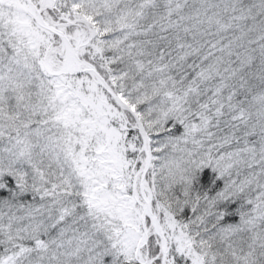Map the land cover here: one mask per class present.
<instances>
[{"label":"trees","instance_id":"trees-1","mask_svg":"<svg viewBox=\"0 0 264 264\" xmlns=\"http://www.w3.org/2000/svg\"><path fill=\"white\" fill-rule=\"evenodd\" d=\"M32 1L46 23L68 37L95 32L92 44L81 48L80 57L138 114L149 137L191 148L205 160L193 169L188 194L184 180L163 190L168 191L170 201L176 196L184 198L182 206L175 205L167 213L173 234L167 237L163 232L168 241L175 237L184 247L173 254L176 256L171 255L172 248L168 250L170 262L209 264L208 256L201 257L195 250L204 242L197 225L211 235L226 222L237 224L246 218L247 209L237 191L224 200L220 193L234 186L248 188L252 179L258 180V190L264 189V0H128L122 3L120 15L124 17L116 23L119 28L109 22L112 17L77 5V0H55L51 5ZM0 4L24 16V21L11 23L0 18V89H4L1 82L8 80H2L4 74L17 83L25 84L27 79L19 89L22 104L0 111V264H24L28 258L53 262L50 251L56 244L63 245V240L50 238L65 228L74 227V235L75 229L86 226L93 235L83 238L93 243L87 244V254L73 256L75 264L78 256L87 255L91 256L88 264H141L121 254L135 246L131 231L135 220L141 219L132 185L123 173L126 163L131 167L139 157L142 146L134 118L90 75L47 72L42 59L60 38L39 26L26 11L24 0H0ZM26 46L30 60L21 59ZM14 60L19 61L17 65L12 64ZM85 80L91 89L86 88ZM38 83L43 84L46 100ZM55 94L59 106L54 105L44 116L30 115L23 122L27 107L34 110L42 101L39 95L48 103ZM0 95L5 93L0 91ZM15 113L19 114L16 118ZM58 122L68 133L58 132L57 142L70 140L78 169H72L67 189L52 185V181L65 180L66 173L59 170L56 175L61 178L48 179L42 190L41 183L25 174L28 168L18 171L14 167L19 154L2 145L24 129L33 132L42 123ZM229 149L235 155L228 165L230 175L221 168L224 161L216 159L221 167L213 162ZM59 155L61 162L68 161L65 152ZM159 163L151 154L145 177L154 187L153 211L160 202ZM89 175L93 185L86 189L83 181ZM162 177L167 185L168 177ZM99 188L110 191L113 198L94 195ZM147 222L148 238L156 241L158 235L146 217ZM189 248L194 258L187 255ZM157 258L161 260V256Z\"/></svg>","mask_w":264,"mask_h":264},{"label":"rangeland","instance_id":"rangeland-1","mask_svg":"<svg viewBox=\"0 0 264 264\" xmlns=\"http://www.w3.org/2000/svg\"><path fill=\"white\" fill-rule=\"evenodd\" d=\"M54 1L55 0H37V3L39 2L43 5H51L52 3H54ZM127 1L128 0H77L76 4L82 7L87 6L92 10L100 11L101 15H105V14L109 15L110 17H112V19H110L109 22L110 23L114 22L116 28H119L121 26H118L117 24L124 17L123 15H120L122 14L120 10L123 9L122 3H127ZM20 5H21V9L19 10L23 11L24 13V6L21 3ZM11 8H14V6L12 5ZM0 18L6 21L21 20L22 18L21 21H24V16L22 13H19L16 10L12 11L7 6H2L1 4H0ZM128 32L130 31L128 30ZM93 33L95 35V32L93 30L87 33L78 32L74 35H71L69 38L70 39L72 38L71 39L72 41H75V39L77 38L86 40ZM92 41L93 39H91L89 43H91ZM57 42L58 43H56L53 47H50L47 50V52L44 55V58L42 59V67L46 69L47 72L54 75L65 73L66 71H68V69L74 70L73 62L70 63V68H66L64 66L65 49L61 41H57ZM95 47H96V43L93 42L92 45L93 51L95 50ZM25 49L24 48L22 49L21 59L30 60L27 51V46L25 47ZM98 50L99 49H97L96 51ZM18 62L19 61L16 62L14 60L12 64L14 63L17 65ZM9 71L10 73L12 72L11 69ZM10 73H8L9 77L11 76ZM2 77H3L2 80H5V78L8 79L4 82H1L4 89L3 90L0 89V91L5 93V95H0V111L2 109L3 112L6 109L10 111L8 107L11 104L16 106L18 104H22L23 102L22 99H24V97H23V93L19 91V89L24 87V85L27 82V79L25 78L24 80L25 84H22L21 82L17 83L16 81L14 82L9 80L6 74H4V76ZM84 84L86 85V88H90L91 84L89 83L87 84L86 80ZM42 86H43L42 83L40 84L38 83L37 88L39 87L38 91L40 95L46 100L45 94L42 92L41 89ZM40 95L39 97L41 98L42 101L40 103L38 102V104L36 105L37 107L34 108V110L33 108L27 107L25 111V115L23 117L24 123H27L30 120V115L42 113V115L44 116L45 114L49 113L51 110L55 108L54 105L59 106L56 94L54 96V101L48 99V103L47 101L43 100ZM1 115H3V113H1ZM18 115L19 114L15 113L14 117L16 118ZM164 116H168V113H165ZM40 118L41 117H39L38 119ZM64 127L65 126L60 122H58L57 124L42 123L41 127H38L37 129L32 127V129H35L33 132H29L28 129H24L25 131L19 133V135L15 134L7 141H3L4 145H2V147H4L6 151L8 149L11 150L12 152H15L13 154H17V153L19 154L18 160H14L13 162L14 167L18 171H23L25 167L28 168L24 170L25 174H27L29 178L32 179L34 182L41 183L42 190H45L43 187V183L45 181H49L53 179V177L54 180L61 178L60 176L56 175V173L59 170H61L64 174L66 173L64 177L65 180L64 182H61L62 179L58 181H52V185L59 184V188L65 190L72 183V179H73L72 169L75 170L77 168L75 166L76 161L74 162L73 160L75 158V154L72 151V144L70 143V140H67V142H60V143L57 142L58 132H60L61 130H65V132L68 133L66 129H63ZM42 133H46L47 137L40 139L38 135ZM114 136L119 137L118 134H115ZM154 138L155 135H153L152 137H149L147 135V146L149 149V166H150L151 154L156 158V160H160L157 169L159 174L160 202H158V205L155 206V210L153 212L157 216L160 225L162 227V230L165 233H167L168 234L167 237H169L171 234H173L174 227L170 226V223L168 222L167 219V213L171 211L172 207L175 205L182 206L184 202V198L183 197L179 198L178 196H176L174 197V199L172 198V201H170L168 191H163V190H167L168 188H171L170 187L171 183H176L184 180L188 182L185 189V194H188L191 186L190 185L191 181L189 182V180L193 176H195V171H193V169L197 165H201L202 163H204L205 160H202L201 156L191 148L179 146L177 143L172 141L164 142L160 138H156L154 140ZM49 145L51 147H49ZM214 149L215 152L219 150V149L217 150L216 148ZM61 151L67 154V157L69 158L67 159L68 161H66V158H64L63 161L61 162L59 155ZM108 155H109L108 152H106L105 157L108 158ZM206 158L210 160L209 155H207ZM216 159H218L220 162L224 161L223 162L224 165L221 167L220 164L218 163V160L216 161ZM212 160L213 157L211 158V162ZM214 160L215 161L213 162H216V165L220 166L222 170L224 169L225 173L227 174L228 165H231L232 162L235 160L233 149L232 150L229 149L228 151L224 150V152L220 154V157L214 158ZM144 165H145V154L141 146V149L139 151V157L135 160V162L131 164V167L129 166V164L126 163L123 172L124 174H126L125 176L128 177V180L132 185L133 195L136 198L137 204L139 205L138 211L141 213V219H139L138 221L135 220V222L133 223L134 230L131 231L134 243H136L135 246L132 249L128 248L121 250V254L123 257L132 256L141 264H162V261L159 260L160 258H157L160 256L162 258L159 235L157 234L155 226L150 221V219L147 216H145L144 219L142 217L144 201L142 200L139 193V180L143 172ZM162 175L168 177V181L170 182L167 185L164 183ZM228 175L230 174L228 173ZM232 179L234 178L230 179L232 183H234ZM79 182L82 183V179H80ZM83 184L86 189L92 188L91 185L93 184L90 175L88 180L83 181ZM257 185H258V180L252 179L249 180L246 184V187L248 188H241L238 186H234V187H229L228 191L220 193V198L223 200L224 198H226V196L229 197V195L231 196L235 194L236 191L242 196L243 209H247V211L245 213L246 218H243L239 223L228 224L226 222L224 227L218 228L216 233H212L211 235L205 234L203 226H201L200 224L197 225L199 232L204 236L201 242L204 241L205 243L204 242L200 243L195 248V250L201 252L200 254L201 257L207 255L209 258V264H263L264 262L263 260L264 259V189H262V191L258 190ZM144 193L145 196L148 199H150L152 202V198L154 196V187L152 185V182L150 183L148 179L144 180ZM223 193H227V194H225L222 197ZM94 195L100 196V198L104 200L113 198L112 194L108 190L100 189V192H94ZM164 198H167V200H165ZM214 200L215 199L211 200V202ZM153 209L154 208H152V210ZM146 217L153 224L152 229L154 234L158 235V239L156 241L152 240L151 238H148L149 224L148 222L145 223ZM134 218L137 219V214L135 212H134ZM143 223L145 224L144 227L147 231L146 236H144V229L142 227ZM89 229H87V226L83 230L75 229L76 234L72 235V232H74V227L65 228V231L61 233H56L49 240L51 241L56 238H61L63 240V245L56 244L55 247L52 248V250L50 251L51 254L49 256V259L53 260V262H48L46 260H37L35 258L33 259L28 258L23 261L25 262L24 264H75V260L72 259L73 256H76L77 253L87 254L86 251L87 244L93 243L92 240L86 243L85 239L83 238L88 234L93 235L92 232H88ZM129 232L130 231L128 230L127 234ZM164 232L163 234H165ZM172 238L173 241H168V238L165 237L166 261L164 264H174L173 262H170L167 255L169 254L168 250L170 251V248H172L170 251L172 256H176L173 254H179L184 248L177 240L175 241V237ZM191 250L192 248L188 249L187 255L189 257L194 258V256L191 254L192 252ZM78 257L80 258L78 264H88L87 262L89 258H91V256L89 255L85 257H81V256Z\"/></svg>","mask_w":264,"mask_h":264},{"label":"water","instance_id":"water-1","mask_svg":"<svg viewBox=\"0 0 264 264\" xmlns=\"http://www.w3.org/2000/svg\"><path fill=\"white\" fill-rule=\"evenodd\" d=\"M24 1L26 4L27 12L30 15H32L34 20L42 28L56 34L60 38L65 49L68 47L71 48V54L68 56L67 52L65 51V55H66V59L68 57L70 59V62L71 61L73 62L75 69L73 71H69V69H68L67 72L85 73V74L90 75L94 79V81L98 85H100L110 95V97L114 100V102H116L121 108L126 109L131 114V116L134 118V120L137 124L138 130H139V133H140L142 150L144 151V154H145V165H144V169H143V172H142V174L140 176V180H139V193H140L142 200L144 201L142 217L144 219L145 216H147L155 226L156 232L160 238L161 251H162L161 261H162V264H164L166 261L165 237H164L160 222L152 210L151 200L148 199L144 193L145 174H146V171L148 170V167H149V149L147 146V133H146L145 127H144L140 117L131 108V106L127 102H125V100L111 88V86L108 84V82L105 80V78L97 71V69L92 64H90L89 62L85 61L84 59H82L80 57V54H79L80 49L84 45L89 43V41L93 38L94 33L89 38H87L86 40H82L80 38H77V39H75V41H71L70 38L64 32H62L61 30H59V29L49 25L48 23H46V21L44 20L42 14L40 12V9L36 6V4L32 0H24ZM142 227L144 229V236H146L147 231L144 227V223L142 224ZM146 240H147V238H146Z\"/></svg>","mask_w":264,"mask_h":264},{"label":"bare ground","instance_id":"bare-ground-1","mask_svg":"<svg viewBox=\"0 0 264 264\" xmlns=\"http://www.w3.org/2000/svg\"><path fill=\"white\" fill-rule=\"evenodd\" d=\"M23 3V2H22ZM40 5V4H39ZM26 6V5H25ZM42 6V5H41ZM40 6V7H41ZM46 7V6H45ZM150 15V14H149ZM14 22V21H13ZM10 23H11V21H10ZM40 26V25H39ZM87 26V25H86ZM145 27V26H144ZM58 28V27H57ZM60 29V28H59ZM202 29V28H201ZM88 30V29H87ZM18 31V30H17ZM91 35V34H90ZM186 37V36H185ZM72 39V38H71ZM64 49H65V47H64ZM65 51L67 52V55L69 56L70 54H71V48H66L65 49ZM65 58H66V55H65ZM64 66L66 67V68H70V59L67 57V59L65 60V62H64ZM41 70V69H40ZM66 73V72H65ZM143 243H144V241H143Z\"/></svg>","mask_w":264,"mask_h":264},{"label":"flooded vegetation","instance_id":"flooded-vegetation-1","mask_svg":"<svg viewBox=\"0 0 264 264\" xmlns=\"http://www.w3.org/2000/svg\"><path fill=\"white\" fill-rule=\"evenodd\" d=\"M72 41V40H71Z\"/></svg>","mask_w":264,"mask_h":264}]
</instances>
